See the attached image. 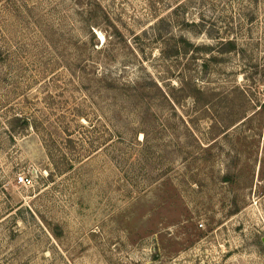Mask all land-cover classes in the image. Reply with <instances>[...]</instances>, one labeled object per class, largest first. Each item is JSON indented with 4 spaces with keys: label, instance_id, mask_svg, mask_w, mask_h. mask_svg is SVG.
I'll return each mask as SVG.
<instances>
[{
    "label": "rangeland",
    "instance_id": "374dc122",
    "mask_svg": "<svg viewBox=\"0 0 264 264\" xmlns=\"http://www.w3.org/2000/svg\"><path fill=\"white\" fill-rule=\"evenodd\" d=\"M259 239L264 0H0V264H264Z\"/></svg>",
    "mask_w": 264,
    "mask_h": 264
},
{
    "label": "built area",
    "instance_id": "2783aa9c",
    "mask_svg": "<svg viewBox=\"0 0 264 264\" xmlns=\"http://www.w3.org/2000/svg\"><path fill=\"white\" fill-rule=\"evenodd\" d=\"M17 182L19 184H22L23 186H27L32 182V177L28 176V175H19L17 177Z\"/></svg>",
    "mask_w": 264,
    "mask_h": 264
},
{
    "label": "flooded vegetation",
    "instance_id": "af4514ba",
    "mask_svg": "<svg viewBox=\"0 0 264 264\" xmlns=\"http://www.w3.org/2000/svg\"><path fill=\"white\" fill-rule=\"evenodd\" d=\"M257 245H259L260 247L264 245V239H259L256 243Z\"/></svg>",
    "mask_w": 264,
    "mask_h": 264
},
{
    "label": "trees",
    "instance_id": "16d2710c",
    "mask_svg": "<svg viewBox=\"0 0 264 264\" xmlns=\"http://www.w3.org/2000/svg\"><path fill=\"white\" fill-rule=\"evenodd\" d=\"M229 44V48L231 49V50H233V49H235V45L233 44V43H228Z\"/></svg>",
    "mask_w": 264,
    "mask_h": 264
}]
</instances>
